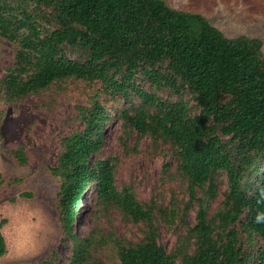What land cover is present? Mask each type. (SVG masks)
Masks as SVG:
<instances>
[{"label":"trees","instance_id":"16d2710c","mask_svg":"<svg viewBox=\"0 0 264 264\" xmlns=\"http://www.w3.org/2000/svg\"><path fill=\"white\" fill-rule=\"evenodd\" d=\"M0 37L15 46V63L0 80L1 100L68 80L93 88L90 105L79 111L83 127L62 140L51 168L60 178L57 207L72 243L69 264H106L92 252L108 238L73 231L93 189L101 211L112 207L141 228L136 242L109 236L118 264H264L261 39L227 37L205 16L165 0H0ZM113 125L169 149L172 159L148 200L132 187L119 190L118 159L100 156ZM15 157L26 164L23 149ZM5 182L0 173V189ZM5 222L0 257L7 253ZM161 228L177 232L172 250L160 243ZM56 257L39 264H55Z\"/></svg>","mask_w":264,"mask_h":264},{"label":"rangeland","instance_id":"374dc122","mask_svg":"<svg viewBox=\"0 0 264 264\" xmlns=\"http://www.w3.org/2000/svg\"><path fill=\"white\" fill-rule=\"evenodd\" d=\"M165 1L174 9L205 16L227 37L244 35L261 39L264 52V0ZM14 63L15 46L0 37V80ZM137 83L150 89L149 82L137 80ZM92 95V87L68 80L13 102L0 98V173L6 179L0 189V221H6L2 233L7 242V253L0 257V264H39L55 253V264H69L72 243L63 233L57 207L60 178L51 168L58 165L63 152L62 140L83 127L79 111L82 106L90 105ZM109 105L115 103L109 102ZM18 149L24 150L26 164L17 161ZM100 156L118 159L116 186L119 190L132 187L140 200L150 199L153 186L162 176L164 163L172 159L167 146H155L148 136L140 137L136 132L127 136L114 125L104 132ZM15 179L12 184L10 181ZM178 187L179 184H174V188ZM170 189L166 188L164 193L170 194ZM95 197L94 189L84 195L73 231L79 237L95 233L99 238H108L109 244H102L92 255L106 264H118L109 236L136 242L141 239V228L125 220L112 207L101 211ZM221 200L222 197L214 202L212 209H217ZM194 221L195 210L186 218L190 225ZM159 236L167 249L177 246L174 230L161 228Z\"/></svg>","mask_w":264,"mask_h":264},{"label":"clouds","instance_id":"9594fccd","mask_svg":"<svg viewBox=\"0 0 264 264\" xmlns=\"http://www.w3.org/2000/svg\"><path fill=\"white\" fill-rule=\"evenodd\" d=\"M261 221V217H257V222H260Z\"/></svg>","mask_w":264,"mask_h":264}]
</instances>
